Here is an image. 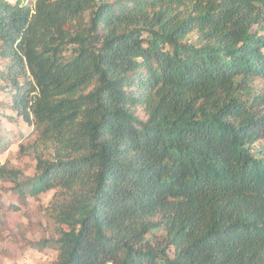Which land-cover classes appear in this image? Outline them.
Masks as SVG:
<instances>
[{
	"label": "trees",
	"instance_id": "16d2710c",
	"mask_svg": "<svg viewBox=\"0 0 264 264\" xmlns=\"http://www.w3.org/2000/svg\"><path fill=\"white\" fill-rule=\"evenodd\" d=\"M256 81L264 0H0V206L49 264H264Z\"/></svg>",
	"mask_w": 264,
	"mask_h": 264
},
{
	"label": "rangeland",
	"instance_id": "374dc122",
	"mask_svg": "<svg viewBox=\"0 0 264 264\" xmlns=\"http://www.w3.org/2000/svg\"><path fill=\"white\" fill-rule=\"evenodd\" d=\"M8 1L13 2L15 0ZM255 86L258 90H260L261 94H264L263 82L256 81ZM2 97L3 92L0 93V98ZM12 128H15L16 132L20 130L21 133L28 135L29 130L23 124H20L19 127L13 125ZM10 130L13 131L12 129ZM16 132L14 137L7 139L8 144L5 146L6 149L0 153V167L7 164L8 167L26 170L25 165L27 164L28 159L18 156L19 144H25L26 142L33 140L34 137L26 136L19 142L17 136L18 133ZM255 148L256 150H261L264 155V139L258 141L255 144ZM4 189V186L0 183V190L3 191ZM10 196L8 194L5 195L2 200L3 207L0 206V223L2 224L0 226V264H49L54 256V252L52 250L45 249L43 251H37L29 246L31 242H35L39 239L38 234L42 233L41 230L36 233L34 232V234H27L25 238L14 229L17 223L18 225L26 223L24 212L26 214L33 213V209H36L38 201L28 198L26 202L22 203L19 202L15 196H11L12 198ZM50 196L51 193L42 196L40 203L42 205H46L45 203L48 202ZM8 201L19 205L21 209L20 214L17 215L11 210H5V208L7 209V204L9 203Z\"/></svg>",
	"mask_w": 264,
	"mask_h": 264
}]
</instances>
